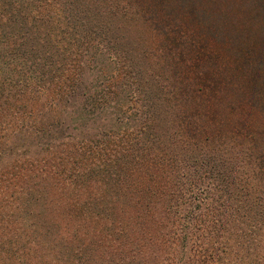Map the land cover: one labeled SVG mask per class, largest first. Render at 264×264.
<instances>
[{
  "label": "trees",
  "instance_id": "1",
  "mask_svg": "<svg viewBox=\"0 0 264 264\" xmlns=\"http://www.w3.org/2000/svg\"><path fill=\"white\" fill-rule=\"evenodd\" d=\"M136 2L0 0V264H264V139Z\"/></svg>",
  "mask_w": 264,
  "mask_h": 264
},
{
  "label": "rangeland",
  "instance_id": "2",
  "mask_svg": "<svg viewBox=\"0 0 264 264\" xmlns=\"http://www.w3.org/2000/svg\"><path fill=\"white\" fill-rule=\"evenodd\" d=\"M142 1L145 9L136 2L132 14L141 11L143 15L147 10L148 20L141 17L129 23L133 39L155 47L160 41L171 43L169 32L176 24L196 28L212 50L207 60L214 69L208 74L221 80L222 95L227 96L236 116L245 118L247 128L264 139V0ZM253 92L257 97L250 102Z\"/></svg>",
  "mask_w": 264,
  "mask_h": 264
}]
</instances>
